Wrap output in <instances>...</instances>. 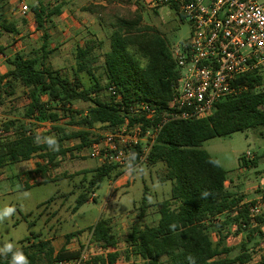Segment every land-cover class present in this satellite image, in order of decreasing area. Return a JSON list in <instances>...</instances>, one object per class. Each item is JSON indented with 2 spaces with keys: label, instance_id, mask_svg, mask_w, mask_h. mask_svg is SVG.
Wrapping results in <instances>:
<instances>
[{
  "label": "trees",
  "instance_id": "trees-1",
  "mask_svg": "<svg viewBox=\"0 0 264 264\" xmlns=\"http://www.w3.org/2000/svg\"><path fill=\"white\" fill-rule=\"evenodd\" d=\"M101 1L107 4H90L84 11L102 14L112 0ZM32 10L38 29L44 30L42 46L9 57L7 47L0 44V55L6 56L10 65L6 73H0V90L14 95L16 89L22 87L27 100L22 113L24 121L10 118L0 124V168L37 158L36 172L46 184L56 181L49 177L52 168L59 167L68 155L88 148L100 138L94 131L97 125L113 129L127 120L131 124L138 122L140 119L127 116L131 104L146 102L155 107L157 120L172 99V85L177 81L179 71L167 41L153 28L142 25L143 16L138 11L119 17L112 24L110 50L105 54L104 83L97 74L95 40L77 46L71 71L55 68L51 63L53 50L45 30L47 22L52 23L53 17L61 15L62 6L49 10L38 3ZM3 32L19 33L15 24L0 21V34ZM112 84L121 93L122 102L113 96L103 97L102 92ZM76 101L89 103V106L86 110H73ZM65 119L66 126L56 124ZM37 123H49L52 129L39 133ZM145 124L151 123L145 121ZM68 126L76 129L71 131ZM261 128H264V92L255 89L220 102L215 112L206 118L170 121L163 127L146 166L164 165L162 181L172 182L170 197L158 204L160 218L156 224L134 225L124 238L143 264H161V257L167 258L166 264H189V256L195 258V264H247L251 261L247 240L264 236V216L252 218L248 204L239 207L242 198L225 185L227 171L221 164L210 163L217 159L201 147L205 141L216 137ZM53 133L60 144L58 152L50 151L45 144L34 143L37 135L44 137ZM70 140L76 141L72 147L65 144ZM243 164L247 162L243 160ZM92 173L91 188L98 187L106 179L117 180L124 174V169L105 164ZM204 192L209 195L203 197ZM88 200L86 195H80L76 208ZM148 200L145 193L140 206L142 219L147 215ZM255 222L256 226L253 225ZM234 225L238 231H247V240L241 243V252L231 257L233 248L227 246L226 240ZM83 232L68 234L67 241ZM90 232L91 242L106 251L117 247L118 240L112 234L109 218H100L90 227ZM27 240L29 238L13 251H22L29 264L71 262L81 256L80 252L66 248L55 254L50 243L44 240L27 246ZM11 259L12 253L0 255V264H11ZM118 259L119 252L115 250L85 264H117ZM258 264H264V261Z\"/></svg>",
  "mask_w": 264,
  "mask_h": 264
},
{
  "label": "rangeland",
  "instance_id": "rangeland-1",
  "mask_svg": "<svg viewBox=\"0 0 264 264\" xmlns=\"http://www.w3.org/2000/svg\"><path fill=\"white\" fill-rule=\"evenodd\" d=\"M38 3L49 10L61 5L65 11L64 16L53 17L55 21L47 22L45 30L49 36L50 47L55 49L51 57L54 67L71 71L77 46L87 40H95L97 42L95 50L97 74L103 83L106 80L105 54L110 50L112 24L119 17L129 16L136 11L140 12L143 16L142 25L158 32L167 41L170 50L182 47L191 35L188 19L181 17L175 9L160 7L150 10L144 6L142 0H112L102 14L84 11V8L90 4H107L101 0H0V21L15 24L19 32L0 34V44L7 47V56L12 57L19 51L31 52L42 46L44 30L38 29L35 13L32 10V7ZM24 5L29 8L26 16L20 11ZM78 20L81 22L80 27L75 26L73 22ZM143 63L145 64V60ZM9 67L7 57L0 55V72L6 71ZM87 79L86 77V83L89 82ZM3 88L7 90L6 86ZM258 90L264 92V82ZM102 95L110 98L106 90L102 92ZM26 103V95L22 87H18L14 95H8L4 89L0 90V124L10 118L24 121L22 113ZM88 106L89 103L76 101L72 109L86 110ZM38 124L39 133H46L52 129V126L46 123ZM56 124L66 126L67 120H61ZM68 129L72 131L76 128L68 126ZM94 131L101 138L110 129L97 125ZM52 135L54 133L50 136ZM75 142L70 140L65 144L72 147ZM201 148L219 160L229 175L236 174L240 168L247 169L249 189L242 188L247 200L256 199L264 194V128L216 137L205 141ZM248 151L252 153L249 166L240 167V158ZM73 154L68 155L61 161L59 167L52 168L49 172V177L60 178L56 182L37 185L28 190H20L17 182L12 189L11 181L0 182V210L6 205L16 209L10 218L0 219V248H3L6 243H12L14 247H18L21 241L31 236V232H39L48 237L53 230L63 234L83 229L84 232L80 234L82 239L77 240L76 247L80 254L85 253L89 258L87 262H91L94 257L116 250L119 252L117 264H143V260L136 256L132 248L124 242V238L131 232L132 226L143 227L158 221L160 217L158 204L170 197L172 189L171 181H162L165 173L164 165H144L130 172L124 169V174L118 179V184H114L113 189L112 183L115 180L110 179H106L93 189L89 186V181L93 175L92 170L99 167L100 162L90 155L89 147L74 151ZM92 193L97 195L95 200L90 199ZM145 193L149 198V208L146 217L142 219L140 206ZM82 194L89 200L76 208L77 198ZM54 197L56 198L52 204L38 209L40 204ZM102 217L111 220L112 234L118 240L114 250L106 251L100 245L91 242L90 227ZM32 221H36V224L30 226ZM51 224H53L52 228H50ZM262 231L264 233V226ZM230 232L226 244L233 248L229 255L235 257L242 250L241 243L247 240V231H238V227L234 225ZM214 241H217L216 236ZM247 241L248 251L252 255L251 261L247 264H258L264 261V236L258 235L252 241ZM160 260L161 264L167 263L166 257H161ZM77 261L66 264H78Z\"/></svg>",
  "mask_w": 264,
  "mask_h": 264
},
{
  "label": "built area",
  "instance_id": "built-area-1",
  "mask_svg": "<svg viewBox=\"0 0 264 264\" xmlns=\"http://www.w3.org/2000/svg\"><path fill=\"white\" fill-rule=\"evenodd\" d=\"M150 10L170 7L188 19L191 35L182 47L171 50L179 71L172 85V99L165 112L155 119L157 110L146 102L128 107V120L92 143L90 155L101 165L140 168L163 127L170 121L202 119L212 115L217 105L261 87L264 82V0H142ZM21 14L29 12L27 5ZM253 84V85H252ZM107 93L122 102L116 85ZM145 121L151 124L147 126ZM131 152H135L134 156ZM97 198L92 193L91 200ZM252 218L264 215V194L249 203ZM89 261L85 253L77 263ZM259 263V262H258Z\"/></svg>",
  "mask_w": 264,
  "mask_h": 264
},
{
  "label": "crops",
  "instance_id": "crops-1",
  "mask_svg": "<svg viewBox=\"0 0 264 264\" xmlns=\"http://www.w3.org/2000/svg\"><path fill=\"white\" fill-rule=\"evenodd\" d=\"M64 15H65V11H63V6H62V13L58 17L64 16ZM72 20H73V18H72ZM73 22H74L75 26L80 27L79 24H81V22L79 20L78 21H73ZM51 49L53 50V53H54L55 49H53V48H51ZM6 53H7V48H6ZM16 53H18V52H16ZM75 61H76V59H75ZM75 61H74V64L72 65V67L75 65ZM51 63H52V61H51ZM52 65H53V63H52ZM8 69L6 71L0 72V73L4 74V73H6L8 71ZM46 124L51 126V124H49V123H46ZM38 125L39 124L37 123V127H38ZM257 130H259V129H257ZM251 157H252V153L250 151H248L247 153L243 154V156H241V158H240V160H241L240 167L249 166V163H250L249 160H251ZM242 158H243V160L245 162H247V164H243ZM94 160H97V159L94 158ZM37 161H38L37 158H32L30 160L22 161V162L15 163V164L9 163L7 166L0 168V182H10L11 181L12 182V185L10 184V188L11 189H12V187H15L14 184H15V182H17V185H19L20 190H28V189H31V188L37 186V185L44 184V183H42V181H43L42 176L39 173L36 172V163H37ZM99 166H101V164ZM248 173L249 172L247 171L246 168H240L239 171L236 174H232V175L228 174L227 175L228 179H227V181L225 183L227 189L229 191H231L232 193H234L235 195H237L239 198H242V201L239 204V207H242V205H244V204H248L249 205V203L255 202L257 200V198L261 196V195L258 196L256 199L247 200L246 194H245V192L243 190L249 189V185L250 184H249L248 176H247ZM61 178H63V177H61ZM51 179H55V178H51ZM59 179L60 178H56L55 180L58 181ZM118 179L115 180V182H113V183L111 181L112 189L114 188V184H116V185L118 184ZM56 181H54V182H56ZM27 186L29 187L28 189H27ZM94 188H96V187H93V189ZM242 188H243V190H242ZM250 191L252 192V190H250ZM54 198H56V197H54ZM53 201L51 202V204L53 203ZM48 206H49V204H46V202H45V203L40 204L38 206V209H41L42 207L46 208ZM261 216H264V215H261ZM159 218H158V220H159ZM157 222L158 221H156V223ZM35 224H36V221H32L30 223V226H33ZM253 225L256 226L257 223L255 222ZM52 227H53V224L50 225V228H52ZM81 230H83V229H79V230L73 231L71 233L78 232V231H81ZM71 233H63V234L61 233L60 234L59 231L53 230L52 234H49L48 237H47V236H45L43 234H40L39 232H31V236L28 237L29 240H27V242L25 244L27 246H32V245L38 244L41 240H44V241H47V242L50 243V246L54 250L55 254H57L63 248H66L67 250H69L71 252H78V248L76 247V242L79 239L81 240L82 236L79 234L78 236L76 235V236L72 237L69 241H67L66 236L68 234H71ZM28 238H26V239H28ZM26 239H24V240H26ZM20 246H21V243H20V245L18 247H14V248L18 249ZM66 263L67 262L56 263V264H66Z\"/></svg>",
  "mask_w": 264,
  "mask_h": 264
},
{
  "label": "clouds",
  "instance_id": "clouds-1",
  "mask_svg": "<svg viewBox=\"0 0 264 264\" xmlns=\"http://www.w3.org/2000/svg\"><path fill=\"white\" fill-rule=\"evenodd\" d=\"M34 143H36L37 145L45 144L47 145L48 149L53 152H58L60 150L59 141L54 135L44 137L37 135L35 137ZM131 153L136 156L135 152ZM209 162L217 166H220L221 164L219 160H211ZM25 195L27 194L25 193ZM202 195L203 197H207L209 193L204 192ZM15 212V207L6 205L2 210H0V219H3L4 217L10 218ZM171 227H175V225H172ZM13 249L14 245L12 243H6L3 248H0V255H7L8 253H12L11 264H29L27 257L23 254L22 251H13ZM187 259L189 261V264H195L194 257L189 256Z\"/></svg>",
  "mask_w": 264,
  "mask_h": 264
}]
</instances>
